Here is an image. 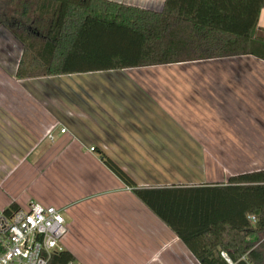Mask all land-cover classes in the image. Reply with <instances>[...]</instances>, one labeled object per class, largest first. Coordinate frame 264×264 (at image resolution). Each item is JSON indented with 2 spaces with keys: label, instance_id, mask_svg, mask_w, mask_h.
Listing matches in <instances>:
<instances>
[{
  "label": "crops",
  "instance_id": "obj_1",
  "mask_svg": "<svg viewBox=\"0 0 264 264\" xmlns=\"http://www.w3.org/2000/svg\"><path fill=\"white\" fill-rule=\"evenodd\" d=\"M111 1L154 11L164 4ZM258 24L264 29V7ZM9 39L4 41L13 50H22L14 35ZM2 54L0 188L20 167H53L71 181H64L65 194L46 203L64 212L66 238L85 239L82 245L92 252L88 238L126 242L130 264H200L98 152L139 187L226 182L230 175L264 169V60L238 55L8 80ZM31 154L37 156L33 162ZM19 200L10 197L6 207L31 199ZM71 248L63 247L75 260Z\"/></svg>",
  "mask_w": 264,
  "mask_h": 264
},
{
  "label": "trees",
  "instance_id": "obj_2",
  "mask_svg": "<svg viewBox=\"0 0 264 264\" xmlns=\"http://www.w3.org/2000/svg\"><path fill=\"white\" fill-rule=\"evenodd\" d=\"M0 25L22 45L18 79L82 74L253 55L264 60V0H164L161 10L111 0H0ZM101 162L130 188L200 264H264V169L226 182L139 187L107 155ZM20 206L12 201L11 213ZM253 217V219H252ZM62 250L49 264H67Z\"/></svg>",
  "mask_w": 264,
  "mask_h": 264
},
{
  "label": "rangeland",
  "instance_id": "obj_3",
  "mask_svg": "<svg viewBox=\"0 0 264 264\" xmlns=\"http://www.w3.org/2000/svg\"><path fill=\"white\" fill-rule=\"evenodd\" d=\"M12 6L1 5L0 12H7L11 10ZM13 34L12 32L5 27L4 25H0V54L7 53V61L4 63L11 69L14 68V63L16 62V67L20 58L21 51L19 49L13 50L11 44L7 43L9 37ZM4 39L7 41H4ZM16 42V41H15ZM19 47V43H16ZM22 45L20 44V48ZM16 53V54H15ZM15 54V56H13ZM13 58L11 59V57ZM3 56V54H2ZM2 60V59H1ZM0 60V61H1ZM0 66H3V62H0ZM7 72L8 80H11L14 74ZM11 79H10V78ZM32 78H28L30 80ZM58 81V79H55ZM9 82V81H8ZM11 82V81H10ZM9 82V83H10ZM4 151L2 154H5ZM10 152V151H9ZM35 154L29 155L28 161L33 162L36 159ZM35 167H39L40 169H36ZM32 167V165H26L25 167H20L15 176L9 180L8 183L3 187L2 190L0 188V210H3L6 207L10 197H20V203L30 200V204H39L42 206H46L47 202L53 201L57 196H61L65 194L67 188L65 186V182L68 184L71 183L70 179L61 171L55 170L53 167H45L42 165H38ZM16 179V180H15ZM10 195L6 194L7 190ZM17 195V196H16ZM27 203V202H26ZM22 207H27V204H22ZM64 216V212H62ZM65 218V216H64ZM105 241L98 244H95V238H88L90 241V250L85 248V244L82 245L85 239H81L82 242L75 239L74 237L66 238L65 236L61 240L63 247L68 248L72 247L73 253L75 255V262L79 264H130L131 262V251L127 248L126 242H117L116 240L113 242L111 237L105 236ZM70 243L71 245H69ZM258 244L264 254V235L260 236ZM88 246V245H87Z\"/></svg>",
  "mask_w": 264,
  "mask_h": 264
},
{
  "label": "built area",
  "instance_id": "obj_4",
  "mask_svg": "<svg viewBox=\"0 0 264 264\" xmlns=\"http://www.w3.org/2000/svg\"><path fill=\"white\" fill-rule=\"evenodd\" d=\"M47 138L53 140V135L48 133ZM66 232L62 211L55 206L28 204L11 213L0 210V264H49L55 254L64 250L61 240ZM220 255L232 264L226 251Z\"/></svg>",
  "mask_w": 264,
  "mask_h": 264
}]
</instances>
